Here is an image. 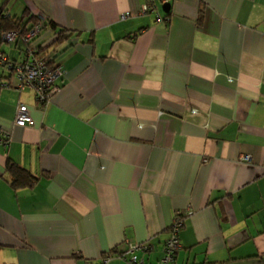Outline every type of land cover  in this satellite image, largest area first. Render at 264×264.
I'll return each instance as SVG.
<instances>
[{
	"label": "crops",
	"instance_id": "0c3cea01",
	"mask_svg": "<svg viewBox=\"0 0 264 264\" xmlns=\"http://www.w3.org/2000/svg\"><path fill=\"white\" fill-rule=\"evenodd\" d=\"M147 2L0 0L70 31L47 45L65 75L45 105L0 65V264H126L144 241L158 264L178 211L176 264H264V0Z\"/></svg>",
	"mask_w": 264,
	"mask_h": 264
},
{
	"label": "built area",
	"instance_id": "2783aa9c",
	"mask_svg": "<svg viewBox=\"0 0 264 264\" xmlns=\"http://www.w3.org/2000/svg\"><path fill=\"white\" fill-rule=\"evenodd\" d=\"M169 1V0H162ZM156 0H148L143 6V11L155 10ZM130 12L123 13L121 18L130 16ZM49 22L47 18H40L37 24L31 25L25 33L19 30H10L0 32V37L7 43H22V59H11L6 53L0 50V65H3L16 80L15 83L5 81L3 85L15 88L22 92L30 90L34 93L36 100L42 104H47L55 93L60 89L58 80L65 75L62 66L56 62L50 48H47L54 37L46 43H41L40 38ZM15 123L17 125L33 126L34 119L31 117L28 106L20 103L15 114ZM9 134L0 129V144L8 146L10 143ZM244 160H250V155H244ZM184 213L178 211L175 214L173 223L170 226V235L163 245V254L158 264H176L177 253L181 248L180 233L184 226ZM152 249L149 241L139 243H127V249L121 253L126 264H147L145 257L139 255L140 251L147 252ZM111 255H105L101 259V264H108Z\"/></svg>",
	"mask_w": 264,
	"mask_h": 264
},
{
	"label": "trees",
	"instance_id": "16d2710c",
	"mask_svg": "<svg viewBox=\"0 0 264 264\" xmlns=\"http://www.w3.org/2000/svg\"><path fill=\"white\" fill-rule=\"evenodd\" d=\"M39 21L40 18L38 16L31 15L26 11L21 16H11L6 15L5 9H2L0 11V32L19 30L21 33H25L31 25L37 24ZM45 29L55 31L53 33L54 40L50 44L60 43L69 38L70 35V31L68 29L63 27L58 29L57 25L52 21H49L45 25ZM0 40H2L1 37ZM6 170L10 175L11 185L15 189L31 187L37 180V178L28 169L11 160L7 162Z\"/></svg>",
	"mask_w": 264,
	"mask_h": 264
},
{
	"label": "rangeland",
	"instance_id": "374dc122",
	"mask_svg": "<svg viewBox=\"0 0 264 264\" xmlns=\"http://www.w3.org/2000/svg\"><path fill=\"white\" fill-rule=\"evenodd\" d=\"M12 44H13V43H7V44H4V47H6V46H7V47H13ZM20 46H23V45L20 44Z\"/></svg>",
	"mask_w": 264,
	"mask_h": 264
}]
</instances>
